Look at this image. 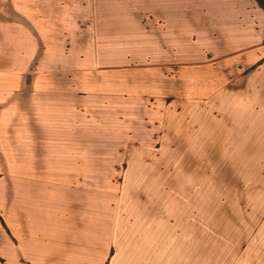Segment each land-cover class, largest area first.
Segmentation results:
<instances>
[{
  "label": "crops",
  "instance_id": "crops-1",
  "mask_svg": "<svg viewBox=\"0 0 264 264\" xmlns=\"http://www.w3.org/2000/svg\"><path fill=\"white\" fill-rule=\"evenodd\" d=\"M217 94L226 114L250 108L259 148L264 7L257 0H0V186L5 171L37 169L43 155L47 185L59 187L47 192V262L23 248L22 260L21 241L0 212V264H186L165 258L172 243L157 224L131 227L126 216L101 212L100 197L68 188L92 185L83 171L101 168L97 158H82L101 152L83 131L104 110L127 129L135 98L170 120L195 104L211 106Z\"/></svg>",
  "mask_w": 264,
  "mask_h": 264
},
{
  "label": "rangeland",
  "instance_id": "rangeland-1",
  "mask_svg": "<svg viewBox=\"0 0 264 264\" xmlns=\"http://www.w3.org/2000/svg\"><path fill=\"white\" fill-rule=\"evenodd\" d=\"M99 81L107 82L106 75L100 73ZM140 101L133 100L127 129L108 121L106 110L92 127L84 123L85 141L101 152L82 158H97L101 168L83 171L94 183L69 192L100 197L101 212L110 210L117 220L126 216L131 227L157 224L164 243H172L165 244L171 248L165 258L264 264V143L253 144L250 108L226 114L217 94L211 106L195 104L168 120L153 105L148 114ZM37 156V169L5 171L0 212L21 241L22 260L23 248L47 262V192L59 187L47 185V162Z\"/></svg>",
  "mask_w": 264,
  "mask_h": 264
},
{
  "label": "trees",
  "instance_id": "trees-1",
  "mask_svg": "<svg viewBox=\"0 0 264 264\" xmlns=\"http://www.w3.org/2000/svg\"><path fill=\"white\" fill-rule=\"evenodd\" d=\"M259 3H260V5L262 6V7H264V0H257ZM3 224H4V222H3Z\"/></svg>",
  "mask_w": 264,
  "mask_h": 264
}]
</instances>
